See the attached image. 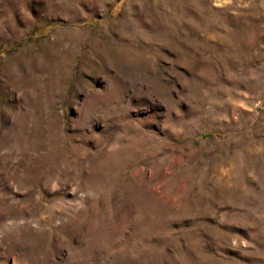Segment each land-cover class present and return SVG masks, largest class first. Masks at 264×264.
<instances>
[{
	"label": "rangeland",
	"instance_id": "1",
	"mask_svg": "<svg viewBox=\"0 0 264 264\" xmlns=\"http://www.w3.org/2000/svg\"><path fill=\"white\" fill-rule=\"evenodd\" d=\"M0 264H264V0H0Z\"/></svg>",
	"mask_w": 264,
	"mask_h": 264
}]
</instances>
